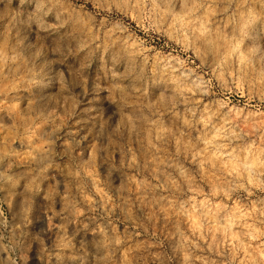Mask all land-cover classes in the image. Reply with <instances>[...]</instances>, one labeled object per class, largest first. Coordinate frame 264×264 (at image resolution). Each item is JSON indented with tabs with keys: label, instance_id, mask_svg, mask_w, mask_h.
<instances>
[{
	"label": "clouds",
	"instance_id": "9594fccd",
	"mask_svg": "<svg viewBox=\"0 0 264 264\" xmlns=\"http://www.w3.org/2000/svg\"><path fill=\"white\" fill-rule=\"evenodd\" d=\"M0 264H264V0H0Z\"/></svg>",
	"mask_w": 264,
	"mask_h": 264
}]
</instances>
